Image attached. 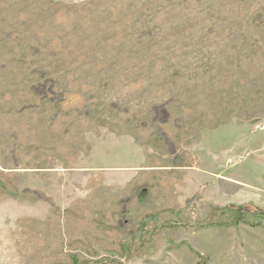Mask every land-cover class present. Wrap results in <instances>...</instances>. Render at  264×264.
Returning a JSON list of instances; mask_svg holds the SVG:
<instances>
[{"label": "rangeland", "instance_id": "rangeland-1", "mask_svg": "<svg viewBox=\"0 0 264 264\" xmlns=\"http://www.w3.org/2000/svg\"><path fill=\"white\" fill-rule=\"evenodd\" d=\"M0 158V264H264V0H0Z\"/></svg>", "mask_w": 264, "mask_h": 264}, {"label": "trees", "instance_id": "trees-1", "mask_svg": "<svg viewBox=\"0 0 264 264\" xmlns=\"http://www.w3.org/2000/svg\"><path fill=\"white\" fill-rule=\"evenodd\" d=\"M235 210H236L239 218H244L245 216H247L249 214L251 215V213H252L251 208H250V206L248 204L237 206V207H235ZM252 216H254V217L263 216L264 217V209H262L261 211L255 213Z\"/></svg>", "mask_w": 264, "mask_h": 264}, {"label": "crops", "instance_id": "crops-1", "mask_svg": "<svg viewBox=\"0 0 264 264\" xmlns=\"http://www.w3.org/2000/svg\"><path fill=\"white\" fill-rule=\"evenodd\" d=\"M1 158H0V172H10V169H5V168H2V165H1Z\"/></svg>", "mask_w": 264, "mask_h": 264}]
</instances>
